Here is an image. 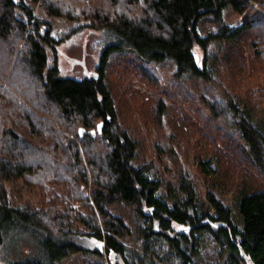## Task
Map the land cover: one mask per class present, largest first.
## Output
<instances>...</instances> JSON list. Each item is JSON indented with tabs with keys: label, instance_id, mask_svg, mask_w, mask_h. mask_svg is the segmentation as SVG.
Listing matches in <instances>:
<instances>
[{
	"label": "trees",
	"instance_id": "obj_1",
	"mask_svg": "<svg viewBox=\"0 0 264 264\" xmlns=\"http://www.w3.org/2000/svg\"><path fill=\"white\" fill-rule=\"evenodd\" d=\"M47 17L107 29L150 61L174 59L166 81L154 67L153 120L136 107L120 112L103 75L74 80L49 67L43 43L56 40ZM207 17L217 30L201 36ZM162 93L180 110L174 124L164 122ZM256 112L264 113V0H0V249L19 231L40 250L8 264L79 254L107 259L98 264H264V190L243 197L235 218L187 165L196 156L209 177L219 152H241L264 169ZM191 114L193 144L178 131ZM17 182L39 205L11 204L7 184Z\"/></svg>",
	"mask_w": 264,
	"mask_h": 264
},
{
	"label": "rangeland",
	"instance_id": "obj_2",
	"mask_svg": "<svg viewBox=\"0 0 264 264\" xmlns=\"http://www.w3.org/2000/svg\"><path fill=\"white\" fill-rule=\"evenodd\" d=\"M37 12L40 15L41 10L37 9ZM223 13L226 21L231 25H236L240 21L230 6L226 7ZM47 21L52 26L51 35L56 40L53 45L48 42L43 43L47 51L49 67L57 65L60 77L74 80L103 75L115 106L120 112H129L136 107L138 110L148 111L151 121L153 120L155 91L151 79L154 77L155 70L158 69L163 74L164 80H168L169 76L177 70V63L174 59L166 58L160 63L150 61L137 49L121 43L119 38L107 29H91L88 26H81L80 23L62 18L47 17ZM216 30L217 26L212 17L201 20L198 25L201 36ZM195 57L197 63L201 64L204 55L199 47L195 48ZM186 81L190 84L194 82L191 78ZM175 85L177 86V84H173L171 93L175 91ZM159 97L166 100L169 105V112H165L163 117L164 122L168 123L169 121L174 124V118L179 115L178 111L180 110L175 111L172 108V103L164 93ZM186 111L189 113L190 109H186ZM254 114L256 119H264V113L256 112ZM180 115L185 116L183 111ZM191 116L193 120L192 118L191 121L184 119L186 123L180 122L182 131L178 130L181 132L179 136L184 137L185 142L189 144L194 143L193 138L196 135L194 123L195 121L198 122V117L195 118L192 114ZM196 126L201 127L200 125ZM203 137L210 138L206 135ZM204 147L208 149L210 155H214L213 150L208 145H204ZM218 154V157L213 161V168L218 169L219 173L213 176L207 177L200 173L198 165L195 163L197 161L196 156L191 158L187 165L196 176L201 191L206 193L210 190L216 193L232 209L235 218H237L240 216L238 207L242 198L264 190V169L261 167V170H258L247 160L248 158L244 159L241 152L238 156L232 155L234 158H227L226 160H224L223 155H220V152ZM244 155L248 157L247 154ZM7 190L10 202L14 206L39 205L37 194L23 187L20 182L7 184ZM237 222H239L238 219ZM237 224L241 227L242 221ZM39 254L37 241L18 231L5 238L0 249V264L36 257ZM101 262H107V259L95 255L79 254L64 260L60 264H98Z\"/></svg>",
	"mask_w": 264,
	"mask_h": 264
},
{
	"label": "water",
	"instance_id": "obj_3",
	"mask_svg": "<svg viewBox=\"0 0 264 264\" xmlns=\"http://www.w3.org/2000/svg\"><path fill=\"white\" fill-rule=\"evenodd\" d=\"M101 130H102V124H100V125L98 126V132H101ZM93 135H94V136L96 135V131L93 132Z\"/></svg>",
	"mask_w": 264,
	"mask_h": 264
}]
</instances>
